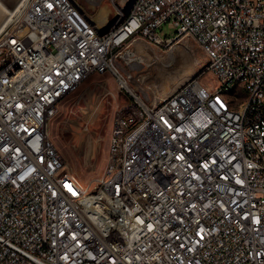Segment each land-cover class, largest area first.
I'll return each mask as SVG.
<instances>
[{
    "label": "built area",
    "instance_id": "2783aa9c",
    "mask_svg": "<svg viewBox=\"0 0 264 264\" xmlns=\"http://www.w3.org/2000/svg\"><path fill=\"white\" fill-rule=\"evenodd\" d=\"M112 8L100 28L82 0H24L0 33V264H264V0ZM178 36L206 68L143 100L135 44ZM93 74L130 101L91 188L47 126Z\"/></svg>",
    "mask_w": 264,
    "mask_h": 264
},
{
    "label": "rangeland",
    "instance_id": "374dc122",
    "mask_svg": "<svg viewBox=\"0 0 264 264\" xmlns=\"http://www.w3.org/2000/svg\"><path fill=\"white\" fill-rule=\"evenodd\" d=\"M20 1L3 0L10 8ZM82 1L86 12L94 18L111 9L109 18L115 20L112 5L118 4L119 0ZM5 17L6 14H1L0 20ZM175 31L167 26L161 29L164 37L174 36ZM134 47L141 48L138 55L144 63L138 72L141 81L135 87L147 102L176 90L206 68L207 56L203 49L194 40L183 36L176 37L168 46L144 47L135 44ZM185 78L187 80L182 82ZM204 81L212 83L213 80L206 74ZM112 91L115 89L109 74L90 75L67 95L60 105V112L50 119L47 126L48 134L69 167L82 183L92 184L91 188L104 175L117 106L130 101L126 96L113 97ZM238 94L237 91L232 93L234 96Z\"/></svg>",
    "mask_w": 264,
    "mask_h": 264
},
{
    "label": "bare ground",
    "instance_id": "6f19581e",
    "mask_svg": "<svg viewBox=\"0 0 264 264\" xmlns=\"http://www.w3.org/2000/svg\"><path fill=\"white\" fill-rule=\"evenodd\" d=\"M23 1L24 0H21L20 2H18V4L14 8H10L9 6H7L3 2V0H0V15L6 14V17L4 19L0 20V33H2L8 27H10L15 22V20H17L18 17L21 15ZM119 1H120V3H118V4L120 6H122V9L125 11H128L134 0H119ZM109 12H111V9L105 13L99 12L100 14H97L95 16L94 20L97 22V24L100 28H104L105 26H107L113 22L112 19L109 18ZM189 77H187V79ZM187 79L185 78L182 82L186 81ZM172 92H174V91L172 90L170 93L162 95L160 98H165L166 96H168Z\"/></svg>",
    "mask_w": 264,
    "mask_h": 264
}]
</instances>
